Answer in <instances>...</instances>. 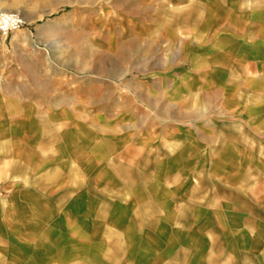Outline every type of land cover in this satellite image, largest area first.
<instances>
[{
  "label": "crops",
  "instance_id": "obj_1",
  "mask_svg": "<svg viewBox=\"0 0 264 264\" xmlns=\"http://www.w3.org/2000/svg\"><path fill=\"white\" fill-rule=\"evenodd\" d=\"M116 7L73 74L0 55V264H264V0Z\"/></svg>",
  "mask_w": 264,
  "mask_h": 264
},
{
  "label": "rangeland",
  "instance_id": "obj_2",
  "mask_svg": "<svg viewBox=\"0 0 264 264\" xmlns=\"http://www.w3.org/2000/svg\"><path fill=\"white\" fill-rule=\"evenodd\" d=\"M116 1L0 0V12L13 14L23 22L8 34L0 31V55L5 54L13 64L20 62L21 54L23 63L25 53L37 54L38 64L48 63V68L73 74L79 59L100 47L93 44L94 39L108 36L107 22L122 18V8L116 7Z\"/></svg>",
  "mask_w": 264,
  "mask_h": 264
},
{
  "label": "built area",
  "instance_id": "obj_3",
  "mask_svg": "<svg viewBox=\"0 0 264 264\" xmlns=\"http://www.w3.org/2000/svg\"><path fill=\"white\" fill-rule=\"evenodd\" d=\"M23 24L22 20L17 16L0 12V31L8 34L12 30H16Z\"/></svg>",
  "mask_w": 264,
  "mask_h": 264
},
{
  "label": "bare ground",
  "instance_id": "obj_4",
  "mask_svg": "<svg viewBox=\"0 0 264 264\" xmlns=\"http://www.w3.org/2000/svg\"><path fill=\"white\" fill-rule=\"evenodd\" d=\"M2 8H3V6H2ZM2 8H1V9H2ZM4 8H5V7H4ZM8 9H9V8H8ZM11 11H12V10H11ZM8 14H10V13H8Z\"/></svg>",
  "mask_w": 264,
  "mask_h": 264
}]
</instances>
